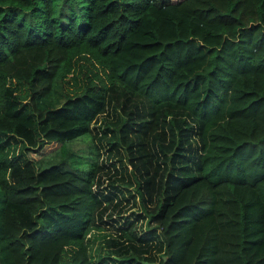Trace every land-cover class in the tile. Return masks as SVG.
<instances>
[{"label": "trees", "instance_id": "1", "mask_svg": "<svg viewBox=\"0 0 264 264\" xmlns=\"http://www.w3.org/2000/svg\"><path fill=\"white\" fill-rule=\"evenodd\" d=\"M107 130L157 230L116 225L118 256L264 264V0H0V264H106Z\"/></svg>", "mask_w": 264, "mask_h": 264}, {"label": "rangeland", "instance_id": "2", "mask_svg": "<svg viewBox=\"0 0 264 264\" xmlns=\"http://www.w3.org/2000/svg\"><path fill=\"white\" fill-rule=\"evenodd\" d=\"M107 112V119L110 118V113V116H113V119L115 118L116 114L112 115L111 110L110 112L108 110L104 111L99 116H103ZM116 112H119L118 108ZM101 120L102 117H99L97 120H91L90 128L93 132L100 131L99 125ZM102 135L103 138H100L101 149L98 170L93 187L98 191L103 202L99 204L95 213L94 223L86 234L89 251L93 259L107 253L109 256L106 259V264H130L128 260L123 259L122 256H118L119 252H116V245L106 244L107 240L113 242L114 236L118 235L119 230L116 228V225L122 224L124 228H130L136 235L147 236L149 240L155 233L157 235V230L156 232L152 230L154 221L144 223L142 219H136L137 215H142V208L139 203L142 190L137 191L139 188L134 174V166L123 155L120 147H118L120 152H116V147L108 143L107 138L110 135L108 130L103 131ZM81 142V140H78L70 144L75 147L81 145ZM195 145L192 147H195ZM165 176L166 172L162 179L163 183L167 180ZM96 180L99 182L96 183ZM154 198L156 199V196ZM147 205L151 210L157 209L155 200L147 202ZM149 244L148 254L156 255L158 249H155L156 247L152 245L153 241H149Z\"/></svg>", "mask_w": 264, "mask_h": 264}]
</instances>
